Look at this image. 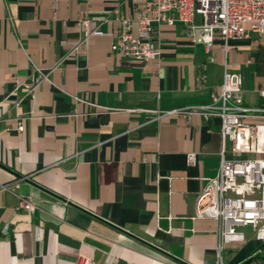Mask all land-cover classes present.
I'll return each instance as SVG.
<instances>
[{"label":"crops","instance_id":"crops-1","mask_svg":"<svg viewBox=\"0 0 264 264\" xmlns=\"http://www.w3.org/2000/svg\"><path fill=\"white\" fill-rule=\"evenodd\" d=\"M142 5L0 0V264H264L249 226L237 228L243 241L221 245L219 262L216 222L194 219L221 150L219 119L194 108L219 88L224 61L242 78L244 105L259 104L264 48L233 41L224 60L219 40L208 52L179 23H162L159 68L110 53L108 33ZM84 14L111 18L104 35L26 96L31 63L51 68ZM17 115L27 117L21 133Z\"/></svg>","mask_w":264,"mask_h":264},{"label":"built area","instance_id":"built-area-1","mask_svg":"<svg viewBox=\"0 0 264 264\" xmlns=\"http://www.w3.org/2000/svg\"><path fill=\"white\" fill-rule=\"evenodd\" d=\"M142 2L134 14L120 20L118 32L108 33L113 38L110 53L159 68L162 50L156 30L162 23L169 26L179 23L180 34L201 44L208 52L219 40L224 60L228 45L233 41L254 38L264 48V0ZM110 20V17L95 20L87 14L79 17L76 21L78 39L62 43L66 51L51 68L42 69L31 63L33 75L30 83L25 85L26 96H32L42 82H49V73L60 69L63 61L86 54L90 38L104 35L102 26ZM223 64L219 88L210 94L207 104L194 108L204 118H218L220 122L219 164L215 175L206 179L196 194L194 216V219L210 218L216 222L219 262L223 243L244 240L238 227L249 226L255 239L264 245V84L258 90L261 102L246 106L242 100L241 76L229 72L226 61ZM189 110L171 112L188 113ZM26 119V116L17 115L12 130L23 132ZM186 162L194 165L196 154H187ZM75 264H92V258L79 256Z\"/></svg>","mask_w":264,"mask_h":264},{"label":"trees","instance_id":"trees-1","mask_svg":"<svg viewBox=\"0 0 264 264\" xmlns=\"http://www.w3.org/2000/svg\"><path fill=\"white\" fill-rule=\"evenodd\" d=\"M254 259H262V260H264V256H258L257 255V256L254 257Z\"/></svg>","mask_w":264,"mask_h":264}]
</instances>
